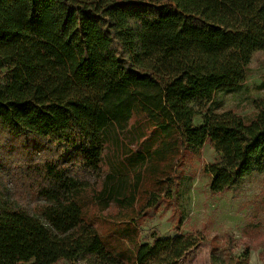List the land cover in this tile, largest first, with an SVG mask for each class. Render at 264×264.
Returning <instances> with one entry per match:
<instances>
[{
  "label": "trees",
  "instance_id": "1",
  "mask_svg": "<svg viewBox=\"0 0 264 264\" xmlns=\"http://www.w3.org/2000/svg\"><path fill=\"white\" fill-rule=\"evenodd\" d=\"M263 51L264 0H0V264H181L139 222L206 144L213 194L264 172V98L210 107Z\"/></svg>",
  "mask_w": 264,
  "mask_h": 264
},
{
  "label": "rangeland",
  "instance_id": "2",
  "mask_svg": "<svg viewBox=\"0 0 264 264\" xmlns=\"http://www.w3.org/2000/svg\"><path fill=\"white\" fill-rule=\"evenodd\" d=\"M263 83L264 51L253 57L243 85L234 93H217L210 107L249 117L254 112L253 102L264 98V89H259ZM202 122V117L194 120L197 125ZM215 159L214 150L206 144L200 156L186 160L181 168L184 178L175 196L140 220L141 240L152 242L154 237L178 234L194 236L198 245L181 264H264V172L245 177L229 192L213 194L203 168Z\"/></svg>",
  "mask_w": 264,
  "mask_h": 264
}]
</instances>
